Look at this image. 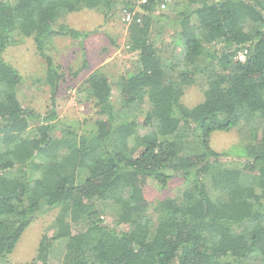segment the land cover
I'll use <instances>...</instances> for the list:
<instances>
[{"label":"trees","instance_id":"trees-1","mask_svg":"<svg viewBox=\"0 0 264 264\" xmlns=\"http://www.w3.org/2000/svg\"><path fill=\"white\" fill-rule=\"evenodd\" d=\"M161 3L124 0L136 67L119 77V109L107 75L89 73L84 100L106 118L79 131L19 103L21 76L2 53L15 35L32 37L54 87L45 45L92 33L58 19L84 8L106 17L114 1L0 0V264L42 206L56 205L57 232L24 264L56 254L59 264H264V0H176L162 17L176 37L167 56L153 24ZM196 82L203 100L187 107ZM237 127L250 136L238 157L210 147L211 132ZM148 179H175L180 198L147 200Z\"/></svg>","mask_w":264,"mask_h":264},{"label":"rangeland","instance_id":"rangeland-1","mask_svg":"<svg viewBox=\"0 0 264 264\" xmlns=\"http://www.w3.org/2000/svg\"><path fill=\"white\" fill-rule=\"evenodd\" d=\"M113 1L115 4L106 17L94 9L84 8L58 19L59 22L73 28L92 31V33L81 42L71 40L67 36H56L47 44L48 46L45 45L44 52L52 58L56 74L60 75L54 87L47 78L46 61L38 52L32 37L15 35L14 42L4 49L2 58L21 76L16 95L23 107L41 115L52 112L56 115V120L76 127L79 131L93 127L95 120H103L106 116L96 112L92 101L84 100L85 92L82 87L89 73L96 69L101 70L108 77L113 107L115 109L121 107L118 80L120 75L134 71L137 55L128 47L129 23L123 19L124 0ZM175 1L162 0L159 11L161 14L155 16L153 22L156 28V42L163 47L165 56L173 52V41L176 37L173 34V23L162 17L163 15L168 17L163 14L164 12L172 16L169 8L174 6ZM137 4L138 1L133 10L135 14L139 10ZM175 8L177 9L178 6ZM202 100V89L198 82L187 86L181 98L182 103L187 107H192ZM137 118L141 123L137 127V132L146 133L149 127L144 125L141 116ZM58 135L57 129L54 136ZM243 137H250L249 132H244L239 127L227 132L214 131L210 134L209 145L215 151H226L236 157L241 153L239 145L245 141ZM132 141L133 137L130 139V142ZM181 188L182 186L175 179H171L162 187L155 180L148 179L144 194L149 201L168 194L179 199ZM59 210L60 205L42 206L41 211L21 234L4 264H24L30 261L36 254L41 237L51 236L57 232L55 219ZM101 218L106 223L113 221V217L106 210ZM58 247L55 246L56 249ZM60 259V254L52 255L48 264H59Z\"/></svg>","mask_w":264,"mask_h":264},{"label":"built area","instance_id":"built-area-1","mask_svg":"<svg viewBox=\"0 0 264 264\" xmlns=\"http://www.w3.org/2000/svg\"><path fill=\"white\" fill-rule=\"evenodd\" d=\"M144 1L145 0H141V2H144ZM132 16H133V13L125 12L123 19H124L125 22H128L129 23L132 20ZM243 56H244V53L243 52L238 54V57H240V59H243Z\"/></svg>","mask_w":264,"mask_h":264},{"label":"clouds","instance_id":"clouds-1","mask_svg":"<svg viewBox=\"0 0 264 264\" xmlns=\"http://www.w3.org/2000/svg\"><path fill=\"white\" fill-rule=\"evenodd\" d=\"M130 23V22H129Z\"/></svg>","mask_w":264,"mask_h":264}]
</instances>
